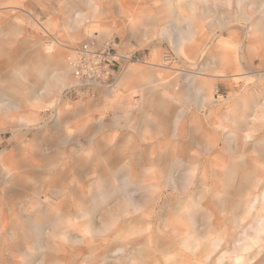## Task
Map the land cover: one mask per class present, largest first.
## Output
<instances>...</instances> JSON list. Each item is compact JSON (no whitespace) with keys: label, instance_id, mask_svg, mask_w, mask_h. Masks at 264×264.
<instances>
[{"label":"rangeland","instance_id":"rangeland-1","mask_svg":"<svg viewBox=\"0 0 264 264\" xmlns=\"http://www.w3.org/2000/svg\"><path fill=\"white\" fill-rule=\"evenodd\" d=\"M1 33L0 41L8 43L1 49L12 56L27 49L33 58L18 66L10 55L0 54V63L11 58L7 66L0 65V154L7 150L5 155H15L16 147H22L21 161L40 167L62 150L53 172L69 173L62 196L39 192L40 197L27 195L21 205L12 206L15 199L4 193L9 166L0 164V264H197L209 257L210 264H231L255 257V251L244 249L251 237L264 231V221L247 232L230 229L261 199L237 203L236 190L249 170L250 182H257L256 168L264 163V0H0ZM84 33H93L97 43L107 39L104 47L114 44L118 51L134 54L131 64L143 65L146 87L171 102L175 115L165 129L151 109L142 107V95L131 84H114L109 92H117L111 99L104 90L64 94L70 104L94 102L85 112L57 103L61 84L70 80L69 71L55 69L42 90L37 89L32 64H39V54L57 62L58 52H63L68 67L69 48L85 41ZM122 36L131 39L129 46ZM217 50L223 52L225 70L236 67L239 81L218 77L222 71L217 68ZM203 63L214 67L210 75L215 76L205 103L196 92ZM14 71L28 78L33 88L28 97L21 85L5 78ZM140 113L159 127L152 137H144L146 125L136 118ZM65 115L68 124L56 128L58 117ZM55 129L66 137L62 144L48 139ZM90 144L101 146L110 161L98 158L91 170L81 171L74 164L89 160L82 151L91 150ZM165 152L172 161L169 171L155 163ZM41 175L33 187L44 186L48 175ZM103 175L112 176V184H131L127 190L137 201L145 189L152 193L140 200L138 209L119 213L120 202L113 197L103 205L99 199L96 209L85 213L80 206L92 199L91 191L95 193ZM21 176L25 180L26 175ZM45 209L54 211L47 215ZM102 212H111L113 219ZM60 217L63 227L53 226ZM90 220L98 230L107 226L106 231L82 236ZM42 225L39 239L28 233ZM66 234L82 242L71 243ZM145 247L151 248L150 254L141 258L139 250ZM255 264H264V254Z\"/></svg>","mask_w":264,"mask_h":264},{"label":"bare ground","instance_id":"bare-ground-1","mask_svg":"<svg viewBox=\"0 0 264 264\" xmlns=\"http://www.w3.org/2000/svg\"><path fill=\"white\" fill-rule=\"evenodd\" d=\"M85 3V2H84ZM86 4V3H85ZM71 10L73 9V8H70ZM76 9V8H75ZM79 10V9H78ZM80 11V10H79ZM32 15V14H31ZM69 21H70V19H69V17L66 19V21H65V26H68V24H69ZM39 22V21H38ZM157 24V23H156ZM155 25V24H154ZM230 27V26H229ZM95 28V27H94ZM96 30V29H95ZM226 30V29H225ZM15 31V30H14ZM89 33V32H88ZM2 34V33H1ZM93 34V33H92ZM92 34H88L89 35V38L87 37L86 39H94V41H95V47H97V48H99L98 46H97V41H96V39L95 38H90L91 36H92ZM170 35V34H169ZM224 35V34H223ZM141 36V35H140ZM16 37V36H15ZM152 42V41H151ZM102 43H103V41H102ZM3 45V44H2ZM146 45H147V43H146ZM103 48H105V47H103ZM103 48H99V49H103ZM209 48V47H208ZM179 49H181V48H179V46H178V48H177V50H179ZM17 50V49H16ZM22 54V53H21ZM205 54V53H204ZM26 56V55H25ZM20 57V56H19ZM23 58V57H22ZM178 58V57H177ZM239 59H240V57H239ZM50 63V62H49ZM128 64V63H127ZM18 65V64H17ZM130 65V64H129ZM200 65H201V63H200ZM243 65V64H242ZM48 66V65H47ZM127 65H125L124 66V68H123V71H122V73L125 71V69L127 68L126 67ZM191 67V66H190ZM49 69V68H48ZM128 69V68H127ZM135 70L136 69H133V70H129L128 72H126V74H125V79H129V78H133V77H135ZM47 70L46 69H43V68H41L40 70H39V72H38V74H39V76H44L43 74H45V72H46ZM203 70H201V72H202ZM234 72V71H233ZM121 73V74H122ZM121 74L119 75V77H118V79H117V81H116V83H115V86H116V84H117V82L119 81V79H120V77H121ZM227 74V73H226ZM142 75H144V74H142ZM203 75V74H202ZM206 75V74H205ZM7 80H9V79H11V81H13V82H15V83H17L18 85H21V87H23L27 92H28V94H27V97L29 96V95H31V93H32V87L30 86V84H29V82H28V78H25L24 76H21L20 74L18 75V73L16 72V71H14V72H12V73H10V75H8V77H5ZM71 80H72V83H74L73 82V78L71 77ZM4 81V80H3ZM12 83V82H11ZM71 83V84H72ZM70 84V85H71ZM70 87V86H69ZM69 87L68 86H66L65 84L63 85H61V87H60V95H59V98H58V101H57V103L58 104H61L63 101V98H62V95H63V93H66L67 92V90L69 89ZM110 89H112L111 87H107V88H104L103 90L105 91V90H110ZM111 92H113V91H111ZM197 92V91H196ZM204 93V92H203ZM197 94H198V92H197ZM1 95V94H0ZM201 95V94H200ZM204 97V96H203ZM162 99V98H161ZM2 101V100H1ZM205 101V100H204ZM3 102V101H2ZM157 102V108H156V117H157V124H158V126L160 127V128H163V129H165L164 127H165V125H166V123H168V120H171L172 118H174V115H175V113H174V111L173 110H170V108H168V106H167V104L169 103H165V102H163V101H156ZM78 104V103H77ZM58 106V105H57ZM75 107V106H74ZM77 107V106H76ZM79 107V106H78ZM21 109H22V107H20ZM59 108V107H58ZM55 109H56V107H55ZM168 109V110H167ZM57 110V109H56ZM73 110V109H72ZM6 111H8V110H6ZM154 111V110H153ZM1 113H2V111H0ZM10 112V111H9ZM60 112V111H59ZM165 113H167V116H165ZM4 116V115H3ZM7 117V116H6ZM2 119V118H1ZM66 124H68V116H63V117H58V119H57V123H56V128H63V126L65 125L66 126ZM153 127V126H152ZM158 127V128H159ZM25 129V128H24ZM29 129V128H28ZM87 130V129H86ZM173 130H174V128H173ZM20 131V130H19ZM53 131V130H52ZM55 131L56 132H54L51 136H49L48 137V139L50 140V141H53L51 144H53L54 143V141H58L59 142V144H62V142H63V139L64 138H66L64 135H60L59 133H58V131L55 129ZM17 132V131H16ZM84 132V131H83ZM153 132H155V130L153 131ZM175 133V132H174ZM84 134V133H83ZM18 135V134H17ZM21 135V134H20ZM67 136V135H66ZM89 136V135H88ZM163 136H164V134H163ZM81 137V136H80ZM174 139V138H173ZM14 140V139H13ZM137 140V139H136ZM4 141V140H3ZM49 141V142H50ZM77 141V140H76ZM102 141V140H101ZM165 141V140H164ZM174 141V140H173ZM78 142V141H77ZM100 142V141H99ZM104 142V141H103ZM21 145H22V143H21ZM56 145V144H55ZM59 146V145H58ZM91 144L89 145V148L91 149V150H89L88 149V151H85V152H83L82 151V154L83 153H88V156H87V159H89V160H86V161H80V160H78L77 162H75V164L74 165H76L77 166V168L79 169V170H81V171H87L88 172V170H91V166L93 167L94 166V164H97L98 163V158H105V160L106 161H110V158H109V153H107V152H105V150H102V148H101V146H98V144L95 146V147H93V148H91ZM191 146H192V143L191 144H188L186 147L188 148V150H187V153L190 151V149H191ZM52 147H54V146H52ZM144 147V146H143ZM179 147V146H178ZM4 148V147H3ZM65 149V148H64ZM68 149V148H67ZM127 149V148H126ZM17 150H19V151H21V150H23L22 149V147L20 148V147H18L17 148ZM142 150V149H141ZM183 150H181V152H182ZM6 152H7V150H6ZM6 152H4V153H6ZM34 152V151H33ZM77 152V151H76ZM141 152V151H140ZM2 154V152H1V154H0V164L1 165H5V164H7V165H9V166H14L15 168H16V172L15 173H12V171L11 170H9V172H8V174H7V177H6V181H4V186H5V188H4V190H5V194L6 195H8L9 197H11V198H14L15 200L13 201V205L12 206H15V205H21L22 204V202H23V199H24V197L25 196H27V195H33L34 197H38L39 196V192L41 193V192H43V194H45L46 195V197H48V196H59V195H61L62 196V194H61V189H62V187H63V185H66L65 183L63 184V182H64V180L66 179V175H67V173H69V172H66V173H61V172H59L58 174L57 173H55L54 174V170H55V168L57 167V165H58V163L59 162H57V160H58V158H59V156H61L62 155V153H63V151L62 150H60L52 159H48V160H45L44 161V163H43V165L42 166H40V167H36V166H34V165H32V164H30V163H28L26 160H24V161H21V158L22 157H20L21 155H19V154H16V156L15 155H13V154H11V155H5V154ZM46 153H47V151H46ZM183 153H185V152H183ZM68 154V153H67ZM76 154H78V152L76 153ZM64 155V154H63ZM71 155V154H70ZM157 155V154H156ZM75 156V155H74ZM167 156V152H165L164 154L163 153H161L159 156H158V158L155 160V163L158 165V166H162L163 167V169H165V170H167V171H169L170 169H171V163H172V161L171 160H169V158L168 157H166ZM80 157V156H79ZM68 158V157H67ZM185 158H188V155H187V157H185ZM72 159V158H71ZM67 160V159H66ZM143 161H144V159H143ZM69 163V162H68ZM139 166H141V165H139ZM87 167H88V169H87ZM96 168V167H95ZM141 168V167H140ZM179 169V168H178ZM3 170V169H2ZM173 170V169H172ZM178 171V170H177ZM58 172V171H57ZM86 172V173H87ZM204 172V171H203ZM41 173H42V175H41ZM136 173V172H135ZM179 173V172H178ZM202 173V172H201ZM26 175L25 176V180H22L21 178H23L21 175ZM43 174H46V175H48V177H47V180H46V182L44 183V186L41 184L38 188H35V187H33V183H38V181H39V178L38 177H40V175L43 177ZM83 174V173H82ZM85 174V173H84ZM6 175V174H5ZM88 175V174H87ZM169 175V174H168ZM204 175V174H203ZM201 177H202V175H201ZM103 180L99 183V185H98V188H97V190L95 191V193L93 192V191H91V195H92V199H89L88 201H86L85 202V204H82V203H84V199L81 201V203L80 204H82L81 206H80V208H81V210L82 211H85V213H87V212H90V211H93V210H95L96 209V206L98 205V200L99 199H102V201H103V203H100L99 205H103V204H105L106 202H108L111 198H113V197H115V198H117V200H119V207H118V209L116 210V211H118L119 213H124L126 210H127V208L128 207H130V208H134V209H138L139 208V205L141 204V202H140V200L142 199L143 201H146V196H147V193H148V189H145L143 192H141L142 193V196H141V199L139 200V201H137V200H135V197H134V195H135V193H133V194H130V192L127 190V187L129 186V185H131V184H129V185H127L126 186V184H123L122 182L120 183V184H112V182H111V179H112V176H108V175H103L102 177H101ZM168 178V177H167ZM177 178V177H176ZM99 179V178H98ZM204 179V178H203ZM92 180V179H91ZM175 180V179H174ZM205 180V179H204ZM118 181V180H117ZM121 181V180H120ZM127 181V180H126ZM203 181V180H202ZM169 182V181H168ZM168 182H167V184H168ZM171 183V182H170ZM63 184V185H62ZM174 184V183H173ZM138 185H141V184H138ZM66 187V186H65ZM69 187V186H68ZM148 187V186H147ZM150 187V186H149ZM95 188V189H96ZM142 188V187H141ZM78 189H79V187H78ZM93 189V188H92ZM89 190H90V188H89ZM38 191V192H37ZM139 191V190H138ZM141 191H142V189H141ZM78 192V191H77ZM150 193H152L151 191H150ZM150 193H148V194H150ZM160 194V193H159ZM45 195H43V196H45ZM100 195V196H99ZM42 196V195H41ZM40 197V196H39ZM57 198V197H56ZM50 199V198H49ZM43 201H47V200H43ZM6 202V201H5ZM28 202V201H27ZM156 202V201H155ZM161 202V201H160ZM114 203V202H113ZM34 204V203H33ZM25 205V204H24ZM115 205H117V204H115ZM7 206H8V203H7ZM49 206V205H48ZM25 207V206H24ZM157 207V206H156ZM9 208V207H8ZM79 208V209H80ZM115 210V209H114ZM12 211V210H11ZM53 211L54 210H49V209H45V213L47 214V215H49V214H52L53 213ZM24 212V211H23ZM104 212H102V214H103ZM110 213V215H111V220L113 219V216H112V214H111V212H109ZM109 213L107 212H105V214H103V215H105V218L106 219H108V217H110L109 216ZM100 215H101V213H100ZM126 215V214H125ZM121 216V215H120ZM18 217V216H17ZM96 217V216H95ZM103 217L104 216H102L101 218L103 219ZM117 217V216H116ZM122 217V216H121ZM124 217H126V216H124ZM42 218V217H41ZM91 218V217H90ZM118 218V217H117ZM42 219H44V218H42ZM99 219V218H98ZM46 220V219H45ZM110 220V221H111ZM143 220V219H142ZM38 221V220H37ZM44 221V220H43ZM54 221V220H53ZM56 221V220H55ZM58 223H54L53 224V226H56V225H58L59 227L61 226V227H63V223H62V221H63V218L62 217H60V218H58ZM109 221V222H110ZM42 222V221H41ZM40 222V223H41ZM50 222V221H49ZM82 222H84V221H82ZM86 222V221H85ZM112 222V221H111ZM110 222V223H111ZM140 222V221H139ZM167 222V221H166ZM38 223H39V221H38ZM39 223V224H40ZM43 223V222H42ZM75 223V222H74ZM124 223V222H123ZM24 224V223H23ZM125 224V223H124ZM134 224V223H133ZM138 224V223H137ZM141 224V223H140ZM32 225V224H31ZM41 225V224H40ZM107 225V224H106ZM24 226V225H23ZM52 226V227H53ZM146 226V225H145ZM28 227V226H27ZM46 227V226H45ZM128 227V226H127ZM138 227V226H137ZM36 229H32V230H30L28 233L31 235V236H36V237H38V239L40 238V237H42L41 235L43 234V231H44V226L42 225V226H40V227H35ZM57 228V227H56ZM85 228V227H84ZM105 228H107V226L105 227L104 226V228H102V229H100V230H98L97 229V227L94 225V223L93 222H91V220L89 221V222H87V224H86V233H85V235H82V236H86L87 237V235H89L90 236V238L91 237H93L96 233L97 234H103L105 231H106V229ZM133 228V227H132ZM146 228H147V226H146ZM82 229V228H81ZM80 229V230H81ZM15 230V229H14ZM56 230V229H55ZM58 231V230H57ZM139 232V231H138ZM141 232V231H140ZM49 233V232H48ZM78 233V232H77ZM113 233V232H112ZM136 233V232H135ZM137 234H139V233H137ZM142 234H143V232H142ZM147 234V233H146ZM44 235V234H43ZM50 235V234H49ZM51 235H54V234H51ZM50 235V236H51ZM64 235V234H63ZM67 235V234H66ZM122 235V234H121ZM50 236L48 237V238H50ZM67 236H69V235H67ZM81 236V237H82ZM134 236V235H133ZM18 237V236H17ZM53 237V236H52ZM51 237V238H52ZM149 237V236H148ZM37 239V238H36ZM37 239V240H38ZM57 239H59V238H57ZM67 239L69 240V241H71V243H75V242H77V241H80L81 240V242H82V239L79 237V236H77V235H71V237L69 236V238L67 237ZM80 239V240H79ZM84 239V238H83ZM127 239V238H126ZM36 240V241H37ZM102 240V239H101ZM117 240H119V239H117ZM140 240V239H139ZM157 240V239H156ZM194 240V239H193ZM55 241V240H54ZM129 241V240H128ZM188 241V240H187ZM199 241V240H198ZM43 242V241H42ZM139 242V241H138ZM163 242V241H162ZM189 242V241H188ZM39 245H41L40 244V242H37ZM58 243V242H57ZM185 243V242H184ZM65 244V243H64ZM150 244V243H149ZM187 243H185V245H186ZM36 245V244H35ZM83 245V244H82ZM165 245V244H164ZM193 245V244H192ZM33 246V245H32ZM42 246H43V244H42ZM141 246V245H140ZM167 246V245H166ZM198 246V245H197ZM196 246V247H197ZM45 247V246H44ZM51 247V246H50ZM53 247V246H52ZM55 247V246H54ZM159 247V246H158ZM188 248H189V246H187ZM186 247V248H187ZM9 248H12V247H9ZM195 248V247H194ZM13 249V248H12ZM34 249V248H33ZM41 249V246H39L38 247V249L37 250H40ZM46 249V248H45ZM57 249H58V246H57ZM135 249V248H134ZM215 249V248H214ZM150 250H151V248H149V247H145V248H142V249H140L139 250V255H140V257L141 258H146V256L147 255H149L150 254ZM169 250V249H168ZM188 250V249H187ZM32 251V250H31ZM46 251V250H45ZM57 251V250H56ZM119 251V250H118ZM206 251V250H205ZM29 252V251H28ZM169 252V251H168ZM173 252V251H172ZM193 252V251H192ZM0 254H2V249L0 248ZM48 254H49V256H50V258H52V256H53V253H52V251L50 250V251H48ZM30 255V254H29ZM34 255V254H33ZM31 256H32V253H31ZM63 256V255H62ZM168 257V256H167ZM166 257V258H167ZM179 257V256H178ZM171 258V257H170ZM173 258V257H172ZM204 258V257H203ZM52 260V259H51ZM133 261H134V259H133ZM142 261V260H141ZM173 260H167V262L168 263H171V264H173V262H172ZM142 262H144V261H142ZM138 263V262H137ZM139 263H140V261H139ZM30 264H31V262H30ZM53 264V263H52Z\"/></svg>","mask_w":264,"mask_h":264},{"label":"crops","instance_id":"crops-1","mask_svg":"<svg viewBox=\"0 0 264 264\" xmlns=\"http://www.w3.org/2000/svg\"><path fill=\"white\" fill-rule=\"evenodd\" d=\"M0 36H3V34H0ZM83 36H84V38L89 37V35L87 33H84ZM92 36L90 38H93ZM122 37H124V36H122ZM106 40L107 39H101V41H103V43L101 41L100 42L98 41L97 46L99 48H103ZM124 40L126 42V45L129 46L131 39H129L128 37L127 38L124 37ZM6 44H8V43L7 42H4V41L3 42L0 41V54H5L3 56H7V57L10 55L12 57V59L11 58H8V59L6 58L5 61L3 59V62L0 63V65H3V66L6 65L7 66L8 65V62H10L12 60V62H14L15 65L18 64V66H19L21 64V62H29L30 59L33 58V56H32L33 54L31 52H28L27 49L21 50L18 53H16L14 56H12V54L9 51L7 52L6 49H1V47H3V46L5 48ZM35 46L37 47V45H35ZM30 49H31V47H30ZM62 53L63 52H60V51L58 52V54H60V56H59V59L60 60L57 61V62H51L47 58H44L43 56H41L39 54V58H38L39 59V64L38 65H35L37 61L34 64H32V66H33V74L37 77L36 79H37L38 84H36V85H39V88L37 87V89L39 91L42 90L41 85L45 84V82L48 81V76L55 69H58V70H61V71H67V72L69 71L70 72L69 66L68 67H65V61H64V58H63V54ZM3 56H1V58ZM222 56H223V52L217 50V52H216V62H218L217 68L220 71H222L221 72V75L218 76V77H223V78H226V79H229V80L239 81L238 78H236V75L238 73L237 70H236V67H235V69H232L231 71L225 70L224 63H223V57ZM146 64L153 65L151 63H146ZM141 66H143V65H140V64L139 65L138 64H131V65H129L127 67L128 69H126L121 74V77H120L119 82L117 83L116 87L121 88L124 85H130V84L132 86L134 85V88L137 89L141 93V95H142V107L143 108L145 107V109H151L152 111L154 110L153 111V113L155 115L154 119H156V121H157V117H156L157 102L156 101L159 100V101H163L165 103H168V102H166L165 99L159 93L153 94L151 92V88L146 87L147 84L144 83V80H143L144 79V75H142L144 73L141 72V68H142ZM41 68L47 70L45 72V74H43L44 76H39V74H38V72H39V70ZM213 68L214 67L211 64L209 66V65H204V63H203V65L201 67V70H203V71L201 72L199 78H197L198 80L196 81L197 82L196 83L197 84L196 91L198 92L199 95L201 94L200 96H201V99H202V103L209 102V100H210V98H209V90L210 89L209 88H210V85L212 83H214V80H212V77H215V76L210 75V74L214 73ZM133 69H136L135 70V77L129 78V79H125L124 77H125L126 72H128L129 70H133ZM191 69L195 70V75L197 77L198 74L196 72V69H194V68H191ZM29 72H31V71H29ZM71 83H72V80H71V75H70V80H69L68 84H65V83H62V84L63 85L65 84L66 86L69 87ZM112 91L113 92H109V90H105V94H106L107 99H111V96H113L117 92V90H115V89L112 90ZM179 93L181 94V92H179ZM64 94L65 93H63L62 98H63ZM62 101H63L62 103H64V105L68 104V107H73V108H77V109L80 108V110L81 111H84V112L85 111H89V109H91V107L94 104V102H92V101H84V100L78 101L77 102L78 104L77 103H73V104L67 103V102H65L64 99ZM186 103H188L187 100H186ZM61 106L62 105L60 104V107ZM167 106H168V108H170L171 107V102H169L167 104ZM81 111H79V112H81ZM136 118L137 119H141V122L146 125V126L143 127V130H145L144 137H148V134L152 137L153 136V133H154L153 131L154 130H155V132L158 131V127L157 126L155 127V124H153L154 123V121H153L154 119L153 120H147L146 117H145V114H143V113L137 114ZM150 122H152V123H150ZM0 137H2V136H0ZM16 148H18V146ZM22 149H24V148H22ZM17 154L23 155L22 151H19ZM15 156H16V154H15ZM13 167H10L9 166L8 168H9V170H11V171H13L15 173L16 172V168L15 167L13 168ZM5 196H8V195L5 194Z\"/></svg>","mask_w":264,"mask_h":264},{"label":"built area","instance_id":"built-area-1","mask_svg":"<svg viewBox=\"0 0 264 264\" xmlns=\"http://www.w3.org/2000/svg\"><path fill=\"white\" fill-rule=\"evenodd\" d=\"M67 62L74 82L67 92L92 94L112 87L123 66L135 62V59L134 54L122 53L114 44L99 49L95 47L94 39H86L69 48Z\"/></svg>","mask_w":264,"mask_h":264},{"label":"clouds","instance_id":"clouds-1","mask_svg":"<svg viewBox=\"0 0 264 264\" xmlns=\"http://www.w3.org/2000/svg\"><path fill=\"white\" fill-rule=\"evenodd\" d=\"M252 170L245 172L243 179L241 180L239 187L236 190L237 203H243L244 205L250 204L253 200L259 196L261 199L257 204L256 209L249 214L248 210L242 212L239 218V224H233L231 231H237L243 229L245 232L252 229L253 225L264 221V163H261L256 168V176L259 178L257 182H250V175ZM245 252H256L255 257L251 261H245L243 259H234L231 264H255V261L259 259L260 255L264 254V231H258L254 237L250 238L249 247L244 249ZM227 259V256H226ZM197 264H210V257L203 262H197ZM211 264H219L218 261H213Z\"/></svg>","mask_w":264,"mask_h":264}]
</instances>
